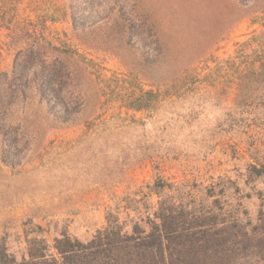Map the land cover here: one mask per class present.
<instances>
[{
    "label": "rangeland",
    "instance_id": "obj_1",
    "mask_svg": "<svg viewBox=\"0 0 264 264\" xmlns=\"http://www.w3.org/2000/svg\"><path fill=\"white\" fill-rule=\"evenodd\" d=\"M263 22L264 0H0V238L8 253L27 257L26 233L44 239L51 255L62 233L90 240L112 199L147 192L155 166L198 200L215 185L208 203L219 198L254 224L264 180L247 181L249 134L218 128L236 82L222 70L171 107L166 90L184 74L201 79L224 65ZM64 47L72 54L54 49ZM59 69L67 76L51 93L46 83ZM149 91L159 94L152 109L130 107ZM149 152L152 160L129 167L121 182H93L103 168Z\"/></svg>",
    "mask_w": 264,
    "mask_h": 264
},
{
    "label": "trees",
    "instance_id": "obj_2",
    "mask_svg": "<svg viewBox=\"0 0 264 264\" xmlns=\"http://www.w3.org/2000/svg\"><path fill=\"white\" fill-rule=\"evenodd\" d=\"M80 20V26L84 27L85 22ZM54 49L72 54L65 47ZM31 50L32 47L28 49ZM31 58L30 55L23 57L22 68ZM222 70H226L236 83L233 104L218 128L227 133L235 130L249 134L247 151L252 163L247 164V181L264 180V141L262 137L252 138L253 135L264 136V29L241 44L236 55L224 65L218 64L213 72L201 79L187 73L173 81L166 90L168 105L171 107L194 93L197 83L206 84L220 78ZM66 76L59 69L48 79L46 86L51 93L55 91L51 87L53 81L61 87ZM19 77L22 78V74ZM158 96L153 91L144 92L130 103V107L136 111H149ZM2 101L0 93L1 107ZM62 122L67 121L63 119ZM1 135L6 134L2 133L0 123ZM12 143L7 136L1 143L4 163L12 162L6 156ZM173 150L170 146L165 154L169 155ZM152 158L150 152L123 158L117 169L103 168L93 182L103 186L121 182L129 167ZM10 166L13 167V163ZM154 170L157 171L154 182L146 186V193L139 191L118 200L112 199L104 228L96 231L90 240L82 242L62 233L53 246L56 255H51L44 239L37 236L28 239L26 233L27 257L18 262L8 253L5 238H0V264H264L263 209L254 224L244 222L239 211L227 209L221 199L208 203V199L214 197L215 185L205 189L204 198L198 200L187 184L169 183L158 167ZM153 195L158 198L155 205L148 202ZM138 196H141L139 200L136 199ZM121 214L125 216L123 220ZM35 228L37 235L43 232L41 227Z\"/></svg>",
    "mask_w": 264,
    "mask_h": 264
}]
</instances>
